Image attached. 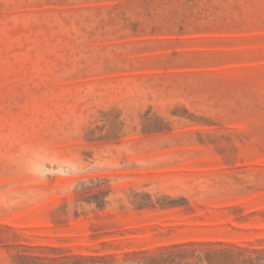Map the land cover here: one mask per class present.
Listing matches in <instances>:
<instances>
[{
  "label": "rangeland",
  "instance_id": "obj_1",
  "mask_svg": "<svg viewBox=\"0 0 264 264\" xmlns=\"http://www.w3.org/2000/svg\"><path fill=\"white\" fill-rule=\"evenodd\" d=\"M0 264H264V0H0Z\"/></svg>",
  "mask_w": 264,
  "mask_h": 264
}]
</instances>
